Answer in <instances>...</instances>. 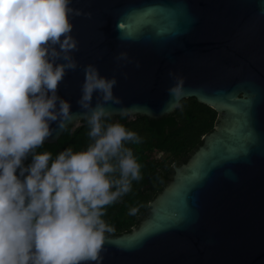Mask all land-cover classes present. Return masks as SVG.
I'll return each instance as SVG.
<instances>
[{"label": "water", "instance_id": "water-1", "mask_svg": "<svg viewBox=\"0 0 264 264\" xmlns=\"http://www.w3.org/2000/svg\"><path fill=\"white\" fill-rule=\"evenodd\" d=\"M70 6L79 10L70 14L77 67L57 91L73 112L81 111L84 66L94 63L116 77L120 103L106 102L112 115L127 106L129 115L158 118L189 96L218 114L141 224L106 236L101 264H264V0H71ZM121 50L130 59H117ZM170 86L181 88L178 98ZM97 99L94 93L92 103ZM51 126L48 142L65 128Z\"/></svg>", "mask_w": 264, "mask_h": 264}, {"label": "clouds", "instance_id": "clouds-1", "mask_svg": "<svg viewBox=\"0 0 264 264\" xmlns=\"http://www.w3.org/2000/svg\"><path fill=\"white\" fill-rule=\"evenodd\" d=\"M70 4L0 0V264H101L106 233L114 231L104 206L141 176L125 142L142 137L106 119L112 116L106 102L120 103L115 75L101 74L94 63L84 66L78 113L57 91L67 70L77 67L70 14L79 10ZM116 58L130 59L125 50ZM169 91L181 94L179 86ZM80 117L89 127L85 148L67 146L54 156L36 150L54 132L52 122L64 128Z\"/></svg>", "mask_w": 264, "mask_h": 264}, {"label": "trees", "instance_id": "trees-1", "mask_svg": "<svg viewBox=\"0 0 264 264\" xmlns=\"http://www.w3.org/2000/svg\"><path fill=\"white\" fill-rule=\"evenodd\" d=\"M216 118V109L194 96L180 99L171 112L158 118L139 113L115 114L106 118L120 120L142 137L137 143L125 142L133 149L141 165V176L132 180L128 192L104 206L103 218L114 226V231L106 233V236L131 232L141 224L150 209L149 203L170 181L172 164L184 163L189 154L201 144L202 136L214 129ZM88 131L84 118L76 126L73 122L69 123L56 141H44L36 150H49L53 156L67 146L80 150L90 142ZM30 160L31 157H27L25 164ZM132 207L137 208L135 213L129 211Z\"/></svg>", "mask_w": 264, "mask_h": 264}, {"label": "flooded vegetation", "instance_id": "flooded-vegetation-1", "mask_svg": "<svg viewBox=\"0 0 264 264\" xmlns=\"http://www.w3.org/2000/svg\"><path fill=\"white\" fill-rule=\"evenodd\" d=\"M217 117H218V114H217ZM217 122H218V118H216V124H217ZM216 124H215V125H216ZM204 135H205V134H204ZM204 135H203V136H204ZM203 136H202V141H201V143H203ZM198 147H199V145H198ZM198 147H197V148H198ZM197 148H196V149H197ZM196 149H195V150H196ZM195 150H194V151H195ZM194 151H193L192 153L189 154V156L186 158V160H187V159H188V158L194 153ZM186 160H185V161H186ZM185 161H184V162H185ZM180 165H182V163H180V164H172V170H173V172H172V177H171L170 181H169V182L163 187V189H162L160 192H162V191L164 190V188L167 187V186L169 185V183L173 180V178H174V173H175V166H180ZM160 192H159V193H160ZM159 193H158V194H159ZM152 202H153V200H152L149 204H151Z\"/></svg>", "mask_w": 264, "mask_h": 264}, {"label": "snow or ice", "instance_id": "snow-or-ice-1", "mask_svg": "<svg viewBox=\"0 0 264 264\" xmlns=\"http://www.w3.org/2000/svg\"><path fill=\"white\" fill-rule=\"evenodd\" d=\"M120 27H121V25H120Z\"/></svg>", "mask_w": 264, "mask_h": 264}, {"label": "rangeland", "instance_id": "rangeland-1", "mask_svg": "<svg viewBox=\"0 0 264 264\" xmlns=\"http://www.w3.org/2000/svg\"><path fill=\"white\" fill-rule=\"evenodd\" d=\"M163 155V154H162Z\"/></svg>", "mask_w": 264, "mask_h": 264}]
</instances>
